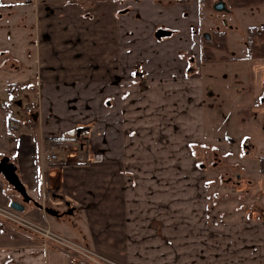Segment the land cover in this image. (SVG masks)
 Returning a JSON list of instances; mask_svg holds the SVG:
<instances>
[{
  "label": "crops",
  "instance_id": "obj_1",
  "mask_svg": "<svg viewBox=\"0 0 264 264\" xmlns=\"http://www.w3.org/2000/svg\"><path fill=\"white\" fill-rule=\"evenodd\" d=\"M175 1L51 3L50 15L58 12L47 24L79 21L81 48L51 52H61L68 72L58 74L52 61L39 71L34 120L23 117L18 99V111L0 108V161L14 165L29 196L23 202L0 174V206L23 203L29 220L120 264H264V222L215 219L217 197L208 192L214 181L196 153L205 159L216 151L205 135V99L213 89L201 77V4ZM248 62L261 72L243 78L253 93L243 106L263 114L264 57ZM41 119L44 136L10 127L35 128ZM256 126L263 136L262 124ZM76 127L87 128L88 149L103 160L41 165L37 153L49 147L46 138ZM4 230L0 264H80L25 232Z\"/></svg>",
  "mask_w": 264,
  "mask_h": 264
},
{
  "label": "rangeland",
  "instance_id": "obj_2",
  "mask_svg": "<svg viewBox=\"0 0 264 264\" xmlns=\"http://www.w3.org/2000/svg\"><path fill=\"white\" fill-rule=\"evenodd\" d=\"M210 1L209 7H203V4L200 7V37L209 34L210 38L214 31L223 32L227 36V49L214 51V60L203 63V83L213 89L205 99V135L207 144L214 143L216 151L206 154L205 159L200 156L199 148H196V153L198 161L208 171L209 182L214 181L208 192L215 193L217 197L215 219L232 223L243 221L246 225L264 222V173L259 167L260 158L264 157V134L256 136L258 122L264 130V110L262 114L254 106H243V100L249 101L253 97L252 91L243 84V78L259 76L261 72V65L248 62L249 58L246 59L244 55L247 52L246 30L250 26H264V3L232 9L226 0ZM52 2L54 0H0V108L16 111L18 107L14 105L18 99V105L23 104V117L33 120L40 101L36 91L39 71L42 72L43 67L52 61L58 74L68 72L69 66L61 59V52L59 56H52L51 52L56 53L59 48L74 52L81 48L76 42V35H80L79 21L69 26L47 24V18L56 17L58 12L55 10V14L50 15ZM220 3L223 7L216 8ZM57 63L61 65L57 66ZM42 126L41 119L34 130L39 128L40 136L47 135L48 130H43ZM247 143L252 145L249 151L244 147ZM20 213L29 224H40ZM5 215L3 212L0 214L2 231L18 230L32 235L24 226V221H21L22 227H18L9 223ZM49 230L61 238H67L51 228ZM46 247L64 251L48 244Z\"/></svg>",
  "mask_w": 264,
  "mask_h": 264
},
{
  "label": "built area",
  "instance_id": "obj_3",
  "mask_svg": "<svg viewBox=\"0 0 264 264\" xmlns=\"http://www.w3.org/2000/svg\"><path fill=\"white\" fill-rule=\"evenodd\" d=\"M11 128L13 130L20 129V125L18 123H11ZM73 134V132H71ZM71 146L74 148V150H77L78 145L77 143H72ZM70 154L69 145L64 144L61 148L55 149L53 147H49L47 149H40L37 153V157L41 163V165L46 166L49 163H52L56 161L59 157H68ZM102 156L100 154H94L91 156L89 162L91 163H97L101 161ZM0 211L5 213V218L9 221V223L16 225L18 227L21 226V221L23 220L22 213L15 211L11 208H2L0 206ZM0 212V214H1ZM28 222L24 221V226L27 230H29L32 235L36 238L41 239L44 246L51 245L55 248L64 250L66 253L73 256L76 261H78L80 264H96L98 262L99 264H117L112 260H108L107 258L101 257L97 254H95L93 251H91L86 245H79L70 239L67 238H61L57 234L52 233L49 230V226L47 224L46 227H42L40 224H33L31 225ZM17 227V228H18ZM23 227V228H25ZM36 234V235H35ZM38 235V236H37ZM76 256V257H75Z\"/></svg>",
  "mask_w": 264,
  "mask_h": 264
},
{
  "label": "trees",
  "instance_id": "obj_4",
  "mask_svg": "<svg viewBox=\"0 0 264 264\" xmlns=\"http://www.w3.org/2000/svg\"><path fill=\"white\" fill-rule=\"evenodd\" d=\"M189 0H176L175 2H188ZM205 7L210 6V0H201ZM264 0H226L230 8L250 7L263 4ZM247 54L249 59L264 57V26H250L247 28ZM201 61L211 62L215 58L214 51H224L227 49V36L223 32L214 31L210 34L209 40L203 38L201 41ZM47 144L58 145L59 142L50 138ZM260 171L264 173V157L260 158Z\"/></svg>",
  "mask_w": 264,
  "mask_h": 264
},
{
  "label": "flooded vegetation",
  "instance_id": "obj_5",
  "mask_svg": "<svg viewBox=\"0 0 264 264\" xmlns=\"http://www.w3.org/2000/svg\"><path fill=\"white\" fill-rule=\"evenodd\" d=\"M199 2H200L201 5L203 4V7H205V4L201 0H199ZM205 35H208V38H206ZM203 38L206 39V40H209V34H203V36L201 38V41L203 40ZM201 52H202V49H201ZM20 127H21L20 129H17L15 131H21V130H23V128L24 129H29L28 127L23 126V125H20ZM78 128H83V130L80 133H77ZM78 128L76 127L74 129H72L69 132V136H66V137H63V138H61V137H53L54 139H56L59 142L58 145L47 144V146L53 147L55 149H59L64 144H67V145H69V150H70V154H69L68 157H64V156L63 157H59L56 161H54L52 163H49L48 165L54 164V163H56L59 160L66 161L68 163H70V162H78V160H82L84 162H89L91 156L94 155V154H100L102 156L101 161L103 160V153L98 152V151L97 152H90V150L88 149V147H89V134H87V128H85V127H78ZM30 130H34V128L31 127ZM34 131H36V130H34ZM36 132L40 135L39 128H37ZM71 132H73V134H71ZM46 139H50V138L47 137ZM43 141L46 142L45 139H43ZM72 143H77V145H78V147H77L78 149L77 150H74V148L71 146ZM41 149H43V148H41ZM101 161H99V162H101ZM89 163H91V162H89Z\"/></svg>",
  "mask_w": 264,
  "mask_h": 264
},
{
  "label": "water",
  "instance_id": "obj_6",
  "mask_svg": "<svg viewBox=\"0 0 264 264\" xmlns=\"http://www.w3.org/2000/svg\"><path fill=\"white\" fill-rule=\"evenodd\" d=\"M223 7V4L220 3L216 6V8L221 9ZM157 36H163L167 35L166 32H158L156 34ZM206 38H208V35H205ZM83 130V128H78L77 133H80ZM0 174L7 180V182L10 184V186L13 187L15 191H17L20 196L23 198V202H27L29 200V196L27 195L24 186L20 182L19 178L17 177L15 173V167L12 163H9L7 158H4L0 161ZM9 207L18 211L23 212L24 206L23 203H19L16 201L9 202ZM45 211L49 213V210L45 208Z\"/></svg>",
  "mask_w": 264,
  "mask_h": 264
}]
</instances>
